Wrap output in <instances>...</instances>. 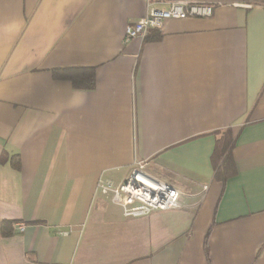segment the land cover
I'll return each instance as SVG.
<instances>
[{
	"label": "crops",
	"instance_id": "crops-1",
	"mask_svg": "<svg viewBox=\"0 0 264 264\" xmlns=\"http://www.w3.org/2000/svg\"><path fill=\"white\" fill-rule=\"evenodd\" d=\"M255 1L125 41L144 0H0V264H264ZM76 68L91 89L73 85ZM224 135L234 173L221 179ZM140 161L181 191L179 208L128 218L97 190Z\"/></svg>",
	"mask_w": 264,
	"mask_h": 264
},
{
	"label": "built area",
	"instance_id": "built-area-1",
	"mask_svg": "<svg viewBox=\"0 0 264 264\" xmlns=\"http://www.w3.org/2000/svg\"><path fill=\"white\" fill-rule=\"evenodd\" d=\"M223 0H144L146 13L136 22L125 27V41L130 38H144L150 29H160L166 19L187 17H210L214 6ZM235 7L251 8L262 4L255 0H227ZM97 190L122 209L128 218H138L156 210L179 208L181 191L173 184L158 178L146 170V162L140 161L130 175L114 184L99 179ZM19 230L24 225L19 223Z\"/></svg>",
	"mask_w": 264,
	"mask_h": 264
},
{
	"label": "trees",
	"instance_id": "trees-1",
	"mask_svg": "<svg viewBox=\"0 0 264 264\" xmlns=\"http://www.w3.org/2000/svg\"><path fill=\"white\" fill-rule=\"evenodd\" d=\"M73 72V76H71L72 83L77 88H85L91 89L94 86V73L89 68H76V69H66L65 71ZM226 135V134H225ZM221 136L218 138L215 143L213 160H216V171L215 176L217 178L224 179L231 173H234L233 163L231 157V139L228 136ZM7 228V223L1 222L0 224V232L5 233ZM208 235L207 232L205 236L204 248L207 259L209 257L208 254Z\"/></svg>",
	"mask_w": 264,
	"mask_h": 264
}]
</instances>
